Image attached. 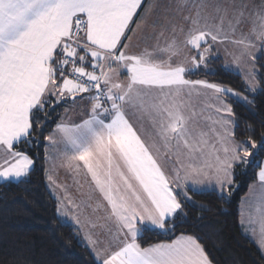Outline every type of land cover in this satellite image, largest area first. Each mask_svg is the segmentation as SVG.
I'll return each mask as SVG.
<instances>
[{"label":"snow or ice","instance_id":"1","mask_svg":"<svg viewBox=\"0 0 264 264\" xmlns=\"http://www.w3.org/2000/svg\"><path fill=\"white\" fill-rule=\"evenodd\" d=\"M142 3L143 0H0V148L6 156L0 163V180L23 182L32 170L33 159L13 149L17 144L33 142L34 124L42 132L37 112L44 113L50 103L59 104L69 97L75 103L78 95L95 90V94L86 97L91 101L88 119L72 126L59 123L44 140L53 146L63 144L72 153L69 160L83 163L111 209L124 239L117 251L103 258L102 264H210L204 248L192 236L181 235L171 243L147 247L137 241L144 231L159 229L167 233L173 229L175 219L183 211L178 197L191 201L188 193L202 190L205 181L208 186L219 188L221 198L225 193L231 195L234 167L240 163L252 165L253 150L264 149V137L260 144L236 141V122L228 118L234 116L233 109L220 96L238 94L214 83L185 79L186 73H194L205 65L210 48L199 50L209 37L212 42L221 39L224 16H219L220 25L209 24L216 17L202 15L207 5L192 0L195 14L184 17L191 26L182 45L173 37L165 47L127 54L129 45L122 38L128 30L135 33L141 29L143 18L135 29H130V23ZM188 4L189 0H180L177 7ZM245 7L234 15L235 23L229 21L233 31L241 23ZM151 10L147 9L145 15ZM220 11L217 7L216 13ZM224 12L227 14V9ZM254 17L252 33L264 50V6ZM180 31L184 29L181 27ZM233 43L252 46L248 37ZM182 46L195 49L196 55L190 63L173 66L172 57L179 54ZM157 51L169 53L167 61L154 59ZM89 57L90 71L86 68ZM124 71L127 83L113 82L112 75ZM254 81L253 76L248 82L252 92L258 87ZM196 85L217 94L215 112L223 113L218 119L208 117L215 136L211 142L208 132L189 127L197 112L185 103L182 94L184 88ZM149 87L158 88L159 96H149L144 90ZM125 105L149 115L167 150L171 151L175 143L177 163L181 156L190 161L174 169L172 179L152 154V148H159L146 144L126 118ZM257 167L258 181L264 190V166ZM255 211L264 218V191ZM89 242L95 244L90 238ZM96 257L99 261L101 253L96 252Z\"/></svg>","mask_w":264,"mask_h":264},{"label":"trees","instance_id":"2","mask_svg":"<svg viewBox=\"0 0 264 264\" xmlns=\"http://www.w3.org/2000/svg\"><path fill=\"white\" fill-rule=\"evenodd\" d=\"M210 65L211 72L190 73L186 78L204 80L245 95V101L222 97L234 112L235 140L260 144L264 137V51L254 61L258 89L253 93L240 75L223 68L220 58H212ZM66 106V102L50 103L44 113L37 112L42 132L34 124L33 142L17 144L13 149L29 155L34 164L23 182L0 184V264H98L80 231L58 217V202L46 181L48 142L44 137L53 132ZM252 160V165L240 163L234 167L231 195L225 193L221 198L215 191H190L191 201L179 196L183 211L175 219V227L167 233L159 229L144 231L137 242L147 247L181 235L192 236L204 248L211 264H264V257L242 233L239 224V203L257 179V165L264 160V149H256Z\"/></svg>","mask_w":264,"mask_h":264},{"label":"crops","instance_id":"3","mask_svg":"<svg viewBox=\"0 0 264 264\" xmlns=\"http://www.w3.org/2000/svg\"><path fill=\"white\" fill-rule=\"evenodd\" d=\"M179 2L180 0H143L142 6L138 9L137 14L130 23V29H135L137 22L141 21L143 18L141 29L135 33L128 30L126 37L122 38L124 43L129 45L126 49L127 54H140L145 48L152 51L155 50L157 46L165 47L173 37L182 45L185 39V33L191 26L190 20H185L184 17L193 16L195 14V8L191 6L192 0H189L188 6L183 8L177 7ZM201 2L207 5V7L203 9L202 15L208 14L210 17H216L215 19H210L209 24L220 25L219 16L221 15L224 16V21L221 39L212 42L209 37L207 44L202 43L199 51H203L205 47H209L210 51L206 53L205 65H201L200 69L194 73L211 72L212 67L210 65V60L214 57L222 59V56H224L223 58L225 59L228 58L231 60L234 58L237 60L236 62L231 60L234 71L241 75V70L248 66V68L251 69H248V72H252L253 77L255 72L254 61L261 52V41L257 40L252 33L253 20L255 18L254 13L264 6V0H195L197 4ZM243 5L247 6L243 8L245 15L241 23L236 25L235 31H233L229 25V21L235 23L234 15ZM217 7L221 9L219 14L216 13ZM149 8L152 10L145 15L146 10ZM224 9H227V14H225ZM201 23L203 24V20ZM173 27H175V31H173ZM181 27L184 29V32L180 31ZM83 36L84 33L81 37ZM127 36H131L132 39L129 41ZM242 37H248L252 41V46L245 48L243 45L233 43L234 40H240ZM120 47L123 48V44L120 45ZM195 55V49L182 46L179 50V54L172 57L171 63L173 66L184 64L185 62L190 63L191 57ZM168 56L169 53H160L157 51L153 58L160 61H167ZM196 58L199 59L198 56ZM113 67H115V65H113ZM86 68L89 71L92 70L91 57L88 58ZM96 70L97 74H99L100 69L97 68ZM187 74L190 73L185 74V79H187ZM112 80L113 82L126 84V71L121 72L119 75H112ZM144 90L148 92L151 97H157L160 93V90L155 87L145 88ZM189 92L191 95H189ZM88 95L91 94L85 93L78 95L75 103L72 98H67L64 101L67 106L62 111V117L59 123L72 126L74 124H80L83 120L88 119L91 108V101L86 99ZM81 96L85 97V99H81ZM216 96L217 94L211 89L204 88L200 85H196L194 88L188 86L183 89L182 94L185 103H190L197 112L195 121L190 122L189 127L192 128L194 126L197 131L202 129L208 132L210 142L215 140V136L210 131L212 120L208 119V117L218 119L223 115V113L217 114L215 112L214 106H218ZM220 99L224 100L222 96H220ZM209 105L213 107H209ZM124 112L126 118L142 140L150 147L155 144L156 147L159 148V151H157L155 147L152 148V154L169 179L175 176L174 169H178L182 164L186 165L190 162L181 156L180 163H177L175 143L173 142L171 151L164 147L163 141H161L157 135V127L153 126L149 115L134 108L132 105H125ZM228 118L233 119V117ZM216 128L217 131H220L218 125ZM181 151L183 152L184 149H181ZM71 154L70 151L65 149L63 144L53 146L48 142L46 149V181L48 189L58 202V207L60 209L59 212L57 211L58 217L80 231L84 244L90 250L96 261V252L101 253V259L97 262L98 264H102L103 258L117 251L122 246L124 237L120 234L115 219L111 216V209L107 201L103 199L102 194L96 189L91 176L83 167V163L69 160L68 157H70ZM221 155L223 154L221 153ZM4 159H6L5 150L0 148V163H2ZM202 162L203 161H197L196 163ZM212 162L214 163V160ZM77 165H79V167H77ZM261 166H264V160ZM5 182L6 181L0 180V184ZM188 183L190 185V182ZM205 185L206 186L200 191H215L219 193L218 187L214 189L212 186H208L207 181H205ZM177 191L179 190L177 189ZM262 191L264 190H262L257 177L256 181L250 184L246 194L239 203V224L242 233L257 247L264 257V218L256 213L255 202L253 201L254 198H259L261 196ZM259 218L260 221H258ZM255 220L259 222V228H257L254 222ZM89 238L95 242L94 245L90 244ZM172 241L163 243H171Z\"/></svg>","mask_w":264,"mask_h":264},{"label":"rangeland","instance_id":"4","mask_svg":"<svg viewBox=\"0 0 264 264\" xmlns=\"http://www.w3.org/2000/svg\"><path fill=\"white\" fill-rule=\"evenodd\" d=\"M239 45V44H238ZM239 50V49H238ZM260 51H263L262 49L260 50ZM224 56H222V59H221V61H222V65H223V68H225V69H227V70H229V71H232V72H234V73H236V74H238V75H240L238 72H236V71H234V69H233V64H232V61L231 60H234L235 62L237 61L236 59H234V58H232L231 60L230 59H225V58H223ZM247 67V68H246ZM246 67H244L242 70H241V77H242V79H243V82H244V84L246 85V87L249 89V86H248V82H249V80H251L253 77H252V72H248V69L249 70H251L250 68H248V66H246ZM255 83H256V80L254 81ZM257 84V83H256ZM258 86V85H257ZM222 87V86H221ZM225 88H228V87H225ZM257 89H258V87H257ZM250 91V90H249ZM257 91V90H256ZM233 92H235V93H237L236 91H234L233 90ZM250 92H252V91H250ZM253 93V92H252ZM238 94V97L237 96H232V95H229V96H232V97H235V99H241L242 101H245L246 99H247V97L245 96V95H243V94H240V93H237ZM240 94V95H239ZM246 98V99H245ZM71 100V99H70ZM250 147H251V145H250ZM253 152L255 153L256 152V149H254L253 150ZM253 157H251V159H252ZM252 184V183H251ZM253 201L255 202V206H256V204H257V202H258V198H254L253 199ZM253 205V204H252ZM251 205V206H252ZM258 221H260V218L258 219ZM257 220H255L254 222H255V224H256V226H257V228H259V222H258Z\"/></svg>","mask_w":264,"mask_h":264},{"label":"built area","instance_id":"5","mask_svg":"<svg viewBox=\"0 0 264 264\" xmlns=\"http://www.w3.org/2000/svg\"><path fill=\"white\" fill-rule=\"evenodd\" d=\"M83 34V32H81V35ZM96 72H97V70H96ZM102 87H103V85H102ZM91 94H95V90H93V93H91Z\"/></svg>","mask_w":264,"mask_h":264}]
</instances>
